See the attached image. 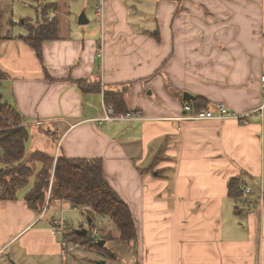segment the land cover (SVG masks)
<instances>
[{
  "label": "crops",
  "instance_id": "crops-1",
  "mask_svg": "<svg viewBox=\"0 0 264 264\" xmlns=\"http://www.w3.org/2000/svg\"><path fill=\"white\" fill-rule=\"evenodd\" d=\"M43 1L58 39L38 56L20 39L37 4L0 0V99L23 120L26 155L101 160L135 224L134 264H264V0ZM106 91L123 93L116 117L140 119L100 121ZM184 94L245 123L184 120ZM231 182L251 193L229 197ZM25 193L0 201V264H61L53 219Z\"/></svg>",
  "mask_w": 264,
  "mask_h": 264
},
{
  "label": "trees",
  "instance_id": "trees-1",
  "mask_svg": "<svg viewBox=\"0 0 264 264\" xmlns=\"http://www.w3.org/2000/svg\"><path fill=\"white\" fill-rule=\"evenodd\" d=\"M21 1L37 4L35 8L40 20L35 24H27V34L21 36L20 39L40 56L44 42L58 39L56 23L53 22L54 20L47 22L53 10V3L43 0ZM1 39L4 38L1 37ZM3 78L4 75L0 72V80ZM79 85L81 88L90 90L86 83ZM103 102L105 106L114 109L115 115L127 110L122 92H104ZM182 102L189 104L185 100ZM191 105L196 107V110L207 107L204 100L199 97ZM22 123L23 120L16 109L1 102L0 99V201L15 200L16 192L25 186L36 164L40 163L41 168L35 174L34 185L24 195V200L32 211L41 214L45 203L54 201L67 202L75 210L88 211L86 214L90 220L87 222L88 230L82 229L85 230V234H81L67 228L62 236L68 244L104 250V247L99 246L96 235H93V231L97 230L101 235L105 232V236H101V240L105 242L110 240L134 246L136 228L130 210L108 185L104 178L101 160L60 157L56 159L52 167V158L42 152L26 155L28 134ZM240 186L236 182H231L228 187V196L241 197ZM47 192L48 196L45 197ZM95 217L107 223L108 227L111 223L117 235L112 236L109 230L96 226Z\"/></svg>",
  "mask_w": 264,
  "mask_h": 264
},
{
  "label": "rangeland",
  "instance_id": "rangeland-1",
  "mask_svg": "<svg viewBox=\"0 0 264 264\" xmlns=\"http://www.w3.org/2000/svg\"><path fill=\"white\" fill-rule=\"evenodd\" d=\"M23 10L24 9L21 8V11ZM25 16L26 15L24 12L22 13V17L20 19L17 16L14 18H16L15 20L16 22L17 21L20 22V20H24L25 18H27ZM10 33L11 32H9L8 35ZM131 119H134V118L132 117ZM36 172H37V168L35 166L33 173L28 178L27 183L25 184L24 187L20 188L16 192V195L20 196L21 194H24L28 190L32 189L34 182H35ZM47 196H48V192L45 194V197ZM54 202H51L48 204L45 203L44 208L47 207V210H45L46 212L44 211V213L42 214L43 221L45 220L50 221L53 219V220L62 222L63 223L62 231H64V233L66 232V229H67L64 223L71 226L72 229L76 231L82 230V228H84L87 225V223H85L84 217L80 214L78 210L67 208V207L60 208V207L50 206ZM97 225L99 227L101 225V221H98ZM109 225L110 227H105V229L109 230L112 236L115 234L117 235L111 223H109ZM62 231L59 233V236L64 234L62 233ZM102 235L105 236V232L102 233ZM102 235L99 233V236L98 237L96 236V239L98 242H101V241L104 242V244H102L103 245L102 247H104V250H95V249H90L88 247L70 245L69 246L71 249V251L69 252L70 256L59 257L60 263L61 264H134L135 258L132 256L130 246L124 243H115L110 240L105 242L104 240H101ZM53 261L54 260H51L50 262L52 263ZM12 264H15V263L12 262ZM33 264H37V262L34 261Z\"/></svg>",
  "mask_w": 264,
  "mask_h": 264
},
{
  "label": "built area",
  "instance_id": "built-area-1",
  "mask_svg": "<svg viewBox=\"0 0 264 264\" xmlns=\"http://www.w3.org/2000/svg\"><path fill=\"white\" fill-rule=\"evenodd\" d=\"M101 6L96 9V14L101 13ZM51 20V18H49ZM261 82V96L264 98V76L260 78ZM264 109V104L260 105L254 112H258L259 114L262 113ZM134 119H140L138 115H134L131 113H125L121 117H116L114 114V109L112 107H107L105 109V116L100 120V121H107V120H114V119H125L129 120L131 118ZM184 120H222V119H234V120H239L242 123H245L244 118L245 116H237L230 111H228L223 105L221 104H216L213 105L210 108L203 109V110H194L189 104H185L183 106V115L181 117ZM240 190L249 195L251 193V188L250 187H243L240 186ZM260 200H264V194L260 195ZM86 223V220H85ZM52 227V232L55 233H60L62 231V226L63 223L60 221H52L51 223ZM64 233V231H62ZM61 233V234H62ZM63 235V234H62ZM61 235L60 237V249H61V254L64 256H67L68 253L71 251L70 249V244H68L63 236Z\"/></svg>",
  "mask_w": 264,
  "mask_h": 264
},
{
  "label": "water",
  "instance_id": "water-1",
  "mask_svg": "<svg viewBox=\"0 0 264 264\" xmlns=\"http://www.w3.org/2000/svg\"><path fill=\"white\" fill-rule=\"evenodd\" d=\"M78 23H79L80 25H83V24H86V23H87V20L85 19L83 13L79 16ZM183 99H184L186 102H189V101H191V100L193 99V97H191V96L188 95V94H184V95H183ZM77 232H78V233H81V234H85V230H79V231H77ZM102 244H104V242H102V241L99 242V246H103ZM11 264H12V262H11Z\"/></svg>",
  "mask_w": 264,
  "mask_h": 264
}]
</instances>
